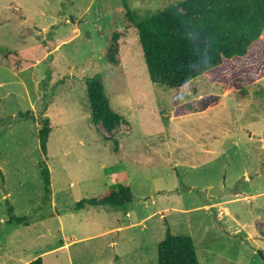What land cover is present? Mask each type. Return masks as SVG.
I'll return each mask as SVG.
<instances>
[{
  "label": "rangeland",
  "instance_id": "obj_1",
  "mask_svg": "<svg viewBox=\"0 0 264 264\" xmlns=\"http://www.w3.org/2000/svg\"><path fill=\"white\" fill-rule=\"evenodd\" d=\"M183 1L128 0L142 18ZM6 48L24 62L20 72L0 65V264L35 254L44 264H157L165 221L194 240L200 264H264V35L179 91L151 84L122 0H0ZM96 73L121 117L112 131L90 116ZM27 111L35 121L19 116ZM118 184L134 197L125 208L75 210ZM8 204L29 225L7 224Z\"/></svg>",
  "mask_w": 264,
  "mask_h": 264
},
{
  "label": "trees",
  "instance_id": "obj_2",
  "mask_svg": "<svg viewBox=\"0 0 264 264\" xmlns=\"http://www.w3.org/2000/svg\"><path fill=\"white\" fill-rule=\"evenodd\" d=\"M122 5L128 25L138 32L148 78L157 90L179 91L203 79L226 60L245 57L264 35V0H185L180 7L146 11L143 18L128 0H122ZM106 59L119 64L111 53H107ZM23 62V56L16 50L6 48L0 54V65L14 72L22 71ZM86 87L93 123H102L108 131L117 128L121 117L112 109L105 75L96 73L88 77ZM200 108H207L206 103ZM19 116L35 121L31 111L21 112ZM40 124V147L47 160L51 121L44 117ZM41 166L46 193L51 195V172L46 162ZM133 199L131 187L118 184L101 198L80 200L75 210L99 206L125 208ZM7 213L10 217L7 224L14 220L18 225H29L25 218L14 215L10 204ZM165 224V237L157 248V264H200L194 240L174 235L168 221ZM27 264L44 263L38 257Z\"/></svg>",
  "mask_w": 264,
  "mask_h": 264
},
{
  "label": "water",
  "instance_id": "obj_3",
  "mask_svg": "<svg viewBox=\"0 0 264 264\" xmlns=\"http://www.w3.org/2000/svg\"><path fill=\"white\" fill-rule=\"evenodd\" d=\"M229 193L230 192H228V191L227 192H223V191H221V190H219L217 188H211L210 192H209V195L216 196V197H221V196H224V195L229 194ZM214 216H215L216 221L218 222V212L217 211L214 212Z\"/></svg>",
  "mask_w": 264,
  "mask_h": 264
},
{
  "label": "crops",
  "instance_id": "obj_4",
  "mask_svg": "<svg viewBox=\"0 0 264 264\" xmlns=\"http://www.w3.org/2000/svg\"><path fill=\"white\" fill-rule=\"evenodd\" d=\"M138 39H139V37H138ZM50 172H51V170H50ZM51 176H52V174H51ZM52 194V193H51ZM52 206H53V202H52ZM83 211V210H82ZM47 219V218H46ZM43 220V219H42ZM45 220V219H44ZM120 229H123L122 227H120ZM160 243V242H159ZM113 246H115V242H113V244H112ZM158 247V246H157ZM157 256H158V253H157ZM36 258H38V254H35V257H33V258H31L30 260H27V261H25V262H23L22 264H27V263H29V262H31L32 260H34V259H36ZM42 258V257H41ZM118 258V260H120V257H117ZM43 259V258H42ZM43 263H44V261H43ZM121 263V262H120Z\"/></svg>",
  "mask_w": 264,
  "mask_h": 264
}]
</instances>
